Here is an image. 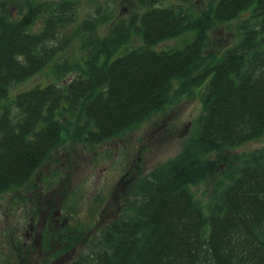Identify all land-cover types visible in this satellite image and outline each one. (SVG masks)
<instances>
[{
	"label": "trees",
	"instance_id": "obj_1",
	"mask_svg": "<svg viewBox=\"0 0 264 264\" xmlns=\"http://www.w3.org/2000/svg\"><path fill=\"white\" fill-rule=\"evenodd\" d=\"M176 1L136 0L116 21L107 13L83 22L76 34L90 53L70 64L57 58L70 39L52 44L75 21V0L28 1L18 18L0 0V196L29 182L71 136L89 144L120 138L171 96L202 91L185 149L134 185V201L101 230L94 252L71 264H264V149L233 153L264 136V0H204L201 8ZM232 23L237 43L218 53L210 33ZM101 24L111 25L103 38ZM188 32L182 49H159ZM51 65L61 85L12 95ZM219 173L215 194L201 203L192 188Z\"/></svg>",
	"mask_w": 264,
	"mask_h": 264
},
{
	"label": "rangeland",
	"instance_id": "obj_2",
	"mask_svg": "<svg viewBox=\"0 0 264 264\" xmlns=\"http://www.w3.org/2000/svg\"><path fill=\"white\" fill-rule=\"evenodd\" d=\"M4 1L8 3L11 15L18 18L27 11L26 2L28 1H32L34 4H49L53 7L63 0ZM203 1L196 0L195 4L201 8ZM174 3L178 4L176 0H166V2L159 4L163 7H171L170 5H175ZM135 8H138L136 0H75L72 16L75 21L60 29L56 41L52 44V46L59 48L64 38L70 39L68 47L61 51L58 49V61L83 64L84 59L88 57L90 52L82 49L84 36L76 34L83 22L97 19L107 13L116 21L119 17L127 16ZM246 16L248 14L245 13L241 18H246ZM44 24L45 16H42L36 22L34 31H41ZM235 24H231L230 30L226 26L219 25L210 33L211 43L217 48L218 53L219 50L227 49L235 44L237 40L235 38ZM110 28L111 25L101 24L97 35L102 38L106 37ZM192 37L193 34L188 32L176 39L165 41L158 47L163 50L182 49ZM137 43L142 44L140 40H137ZM75 76L77 74L73 73L66 80L68 81ZM50 83H59L60 85L63 83L54 75L53 65L46 67L26 82L17 84L11 93L15 96L22 91L33 89L36 86L43 87ZM201 93V88L195 87L182 97L171 96L170 102L161 112L153 115L152 118L128 131L120 138H114L103 143L89 144L71 136L54 153V157L44 165L42 172H45L44 168L59 172L56 174L53 185L44 191L59 195L57 203L63 214L60 216V213H57L60 220L64 224H71L72 227L77 226L76 230L71 229L72 235L76 237V240L73 241L75 242L74 248L70 249L69 255H64L62 251L65 250L61 244L58 255L59 261L54 264H68L74 256L72 262L82 255L86 256L90 252H94L92 244L100 236L101 230L117 216L123 214L127 205L134 201V185L138 184L141 178L148 177L153 171L168 163L185 149L195 133L196 119L202 113ZM260 149H264V136L236 148L233 153L246 154ZM132 167H137V169L132 170ZM53 174L51 173V176ZM220 176L219 173L216 178L208 179L192 188L196 198L201 203L206 205L211 200ZM32 181L30 180V182ZM31 190L29 189L28 192L31 193ZM22 192L25 194V191ZM1 196L0 264L5 263L6 259L11 256V252H13L14 263L19 264V255L12 247L22 246L24 240L20 238V232H13L12 228L18 226L22 230L24 225L28 224V217L22 216V213L12 214L8 212L11 214L9 220L13 225L9 227L8 220L4 222L2 212L4 206L9 204L8 201H5L6 199L24 197L20 191ZM10 235L14 237L15 243L14 240L11 242L7 239ZM43 257L45 258L46 254L39 257L38 260L36 256H32L28 264H41Z\"/></svg>",
	"mask_w": 264,
	"mask_h": 264
},
{
	"label": "flooded vegetation",
	"instance_id": "obj_3",
	"mask_svg": "<svg viewBox=\"0 0 264 264\" xmlns=\"http://www.w3.org/2000/svg\"><path fill=\"white\" fill-rule=\"evenodd\" d=\"M43 167L44 165L37 169L34 176L31 178V180H33L32 182L29 181L18 190L2 195L6 196L9 193L20 191L21 195L24 197L20 199H6L5 201H8L9 204L4 206L2 212V215H4V222L8 220L7 223L9 227L12 224L9 220L11 214H8V212L12 214L22 213V216L26 215L28 217V224L24 225L22 230H20L18 226L12 228L13 232H20V238L24 240L22 246L12 247L16 254L19 255V264H28L30 257L36 256L38 260L39 257L45 254L46 257H43V260L39 262L41 264H54L59 261L58 255L61 244L65 250L62 251L64 255L68 254L70 249H73L75 246V242L73 241L74 239L76 240V237L72 235L71 229L73 228L76 230L77 226L72 227L71 224H64L60 220L57 215L58 212L60 216L62 214V211L59 210V204L57 203L59 195H55L54 192L44 191L53 185L56 174L59 171L44 168L45 172H42ZM135 168L137 169V167H132V170H135ZM51 173L54 174L51 176ZM29 189H32L31 193L28 192ZM22 191H25V194ZM34 212H36V214H34ZM7 239L12 242L14 237L10 235ZM12 255L13 252H11V256L6 259L5 263L2 264H15ZM72 260L70 261L72 262ZM70 261L68 264H71Z\"/></svg>",
	"mask_w": 264,
	"mask_h": 264
}]
</instances>
